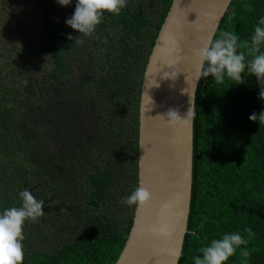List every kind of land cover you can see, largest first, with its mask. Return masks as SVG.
Wrapping results in <instances>:
<instances>
[{
  "label": "trees",
  "instance_id": "obj_1",
  "mask_svg": "<svg viewBox=\"0 0 264 264\" xmlns=\"http://www.w3.org/2000/svg\"><path fill=\"white\" fill-rule=\"evenodd\" d=\"M173 1L127 0L85 36L65 23L77 0H28L39 10L31 50L51 69L39 88L42 75L34 71L26 87L0 84V214L22 206L24 190L44 202V215L25 222L22 264L118 260L136 208L123 200L139 184L144 72ZM262 17L264 0H233L215 38L233 32L246 52ZM71 60L80 66L76 75ZM242 76L241 84L227 77L199 83L189 232L179 264H194L224 234L248 239L247 227L254 236L241 248L250 257L245 262L238 249L227 264H264V123L249 119L264 111V100L256 77Z\"/></svg>",
  "mask_w": 264,
  "mask_h": 264
},
{
  "label": "water",
  "instance_id": "obj_2",
  "mask_svg": "<svg viewBox=\"0 0 264 264\" xmlns=\"http://www.w3.org/2000/svg\"><path fill=\"white\" fill-rule=\"evenodd\" d=\"M233 0H174L144 72L139 105V184L151 193L136 206L115 264H179L194 181V120L198 86L193 47L214 36ZM169 124L168 113L181 119Z\"/></svg>",
  "mask_w": 264,
  "mask_h": 264
},
{
  "label": "clouds",
  "instance_id": "obj_3",
  "mask_svg": "<svg viewBox=\"0 0 264 264\" xmlns=\"http://www.w3.org/2000/svg\"><path fill=\"white\" fill-rule=\"evenodd\" d=\"M61 6H68L71 0H57ZM127 6V0H77L74 14L67 18L65 23L79 34L91 35L96 27L102 22L104 13L119 15ZM244 7L251 10V6ZM73 39L71 35L68 37ZM239 37L230 31H221L219 38L209 36L200 46L193 47V56L196 59L195 79L212 77L217 83H223L229 78L244 83L242 74L247 71L260 86L259 96L264 100V17L259 20L250 38V44L245 51H238L241 45ZM251 59H247V57ZM194 116L193 107L189 109L186 119H181L177 112L168 113L169 124L181 123ZM252 121L264 123V111L249 116ZM19 196L22 206L5 209L0 214V264H22L24 259V225L26 221L36 222L44 215L43 201H38L27 190L21 191ZM151 199V193L144 187L138 186L123 202L128 206H144ZM244 231L248 239L254 236L252 229L247 227ZM239 232L224 234L220 239H213L208 246L200 249L201 255L193 257L194 264H227L229 259L240 250V256L246 262L251 253L247 247L241 248L248 243Z\"/></svg>",
  "mask_w": 264,
  "mask_h": 264
},
{
  "label": "rangeland",
  "instance_id": "obj_4",
  "mask_svg": "<svg viewBox=\"0 0 264 264\" xmlns=\"http://www.w3.org/2000/svg\"><path fill=\"white\" fill-rule=\"evenodd\" d=\"M38 18V8L28 0H0V84L4 88L28 86V74H33L32 71L33 75H42L37 83L39 88L51 69L48 59H39L31 50ZM70 64L72 75L78 74L79 64L75 60ZM63 231L58 229L57 235Z\"/></svg>",
  "mask_w": 264,
  "mask_h": 264
}]
</instances>
